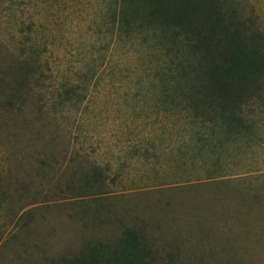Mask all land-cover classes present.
<instances>
[{"label":"rangeland","instance_id":"rangeland-1","mask_svg":"<svg viewBox=\"0 0 264 264\" xmlns=\"http://www.w3.org/2000/svg\"><path fill=\"white\" fill-rule=\"evenodd\" d=\"M227 4L264 33V0ZM127 8L0 0V264H65L127 228L155 264H264V84L220 135L176 24Z\"/></svg>","mask_w":264,"mask_h":264},{"label":"trees","instance_id":"trees-1","mask_svg":"<svg viewBox=\"0 0 264 264\" xmlns=\"http://www.w3.org/2000/svg\"><path fill=\"white\" fill-rule=\"evenodd\" d=\"M125 4L144 12V23L168 28L169 23L176 24V36H183L201 69L196 75L184 74L185 80L193 77L191 97L200 99L194 107H204L205 121L220 135H241L246 128L241 106L264 84V33L250 19L240 20L227 0H121V6ZM96 175L84 178V184ZM143 239L127 228L114 241L88 245L79 258L65 264H155Z\"/></svg>","mask_w":264,"mask_h":264}]
</instances>
